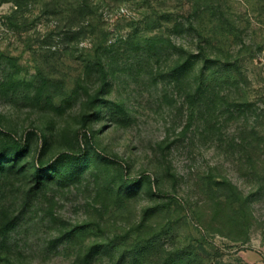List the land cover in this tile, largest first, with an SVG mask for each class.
<instances>
[{
    "label": "rangeland",
    "instance_id": "rangeland-1",
    "mask_svg": "<svg viewBox=\"0 0 264 264\" xmlns=\"http://www.w3.org/2000/svg\"><path fill=\"white\" fill-rule=\"evenodd\" d=\"M2 156L0 264H264V0H0Z\"/></svg>",
    "mask_w": 264,
    "mask_h": 264
},
{
    "label": "trees",
    "instance_id": "trees-1",
    "mask_svg": "<svg viewBox=\"0 0 264 264\" xmlns=\"http://www.w3.org/2000/svg\"><path fill=\"white\" fill-rule=\"evenodd\" d=\"M100 65H101L102 71L104 73V75H103L104 76L103 77V81L105 83L106 77H107V75H106V69H105V66L101 62H100ZM184 66H185L184 64L178 62L176 64V66H175V68H174L173 71L175 73H180V72H182ZM100 92H101V90L99 91V94L97 96H95L93 98V100L91 101V105H90L91 112L88 113V114L85 113L84 116H83V119H84V122L85 123L86 122L89 123V122H93L95 120H98V118L100 116H102L103 113L106 110L109 109V102L103 100V95L104 94L103 93H100ZM15 160H17L16 155H12L11 156V162H15ZM2 162H4V157L3 156L0 157V166H1ZM50 169H52V168H50ZM46 174L50 177V176H52L53 173H52V171H50V173H48L46 170H41L38 173H36L35 179L38 180V182H42L44 180V178L42 176H44ZM130 188L132 189L134 187H130ZM170 261H171L170 264H180V263H178L176 260H174L172 258H170Z\"/></svg>",
    "mask_w": 264,
    "mask_h": 264
}]
</instances>
